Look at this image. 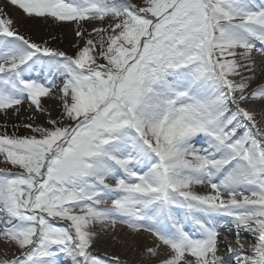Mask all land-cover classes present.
Returning <instances> with one entry per match:
<instances>
[{"label": "snow or ice", "instance_id": "1", "mask_svg": "<svg viewBox=\"0 0 264 264\" xmlns=\"http://www.w3.org/2000/svg\"><path fill=\"white\" fill-rule=\"evenodd\" d=\"M9 8L72 25L75 52ZM253 104L264 115V0H0V116L28 112L0 125V264H108L94 249L118 224L153 237L158 264H264Z\"/></svg>", "mask_w": 264, "mask_h": 264}, {"label": "rangeland", "instance_id": "2", "mask_svg": "<svg viewBox=\"0 0 264 264\" xmlns=\"http://www.w3.org/2000/svg\"><path fill=\"white\" fill-rule=\"evenodd\" d=\"M134 4H141L142 0H132ZM9 14L20 20V31L31 37L36 42L47 41L49 46L60 48L64 51H67L69 54L75 52L73 47L77 38L74 35L72 25L69 24H53L51 22L44 23L41 20H30V19H20L18 11L13 8L7 9ZM89 29L90 25H87ZM250 108H254L255 104L248 105ZM57 113L54 112L53 115ZM28 115L27 111H22L20 116H11L7 118L0 116V125L7 123V125H12L14 123H20L25 121L26 116ZM257 119L260 122H264V115L258 114ZM31 123V121H26ZM37 124H45L46 118L44 116H37ZM22 128V127H21ZM3 127H0V132H3ZM24 131V132H23ZM11 134V133H10ZM28 134V130L22 128L21 135ZM19 135V134H18ZM10 167L6 163L0 161V168ZM15 171V169H13ZM121 230L117 232L116 230ZM114 230H110L107 234L103 231L100 232L98 241L95 245V253L102 258H104L108 264H149L153 261H158V258L147 259L143 255L146 250L154 245V239L149 234L141 232L134 233L127 226L118 224ZM220 237L221 241V250L218 253L225 259L226 256L230 254L227 249L222 245L224 241H227L233 247L238 248L239 245L236 244V241L230 242L229 236L225 232H221ZM240 236L242 237L241 243L244 245L245 252L250 254L251 246L255 243V240L252 238L251 234L241 231ZM114 237H120L125 239L124 242L113 241ZM127 239H130L129 241ZM108 240V241H107ZM7 251L9 254L12 253L11 246H6V242L0 241V255ZM114 257H118L119 260H114ZM113 259V260H112Z\"/></svg>", "mask_w": 264, "mask_h": 264}, {"label": "bare ground", "instance_id": "3", "mask_svg": "<svg viewBox=\"0 0 264 264\" xmlns=\"http://www.w3.org/2000/svg\"><path fill=\"white\" fill-rule=\"evenodd\" d=\"M256 59L257 60H260L261 59V57H259L258 55H257V57H256ZM254 109L256 110V112H257V115L258 114H260L261 113V108H260V106L258 105V104H255V107H254ZM261 124L262 125H264V122H261ZM116 230V229H115ZM117 231V230H116ZM119 231H121V230H118L117 232H119ZM220 231L221 232H225V234H227L228 236H229V238H231L230 239V242H233V241H236L235 240V233H234V231H229L227 228H221L220 229ZM115 239L113 240V241H120V242H124L125 241V239H122V238H120V237H114ZM128 241L130 240V239H127ZM242 240V239H241ZM108 241V240H107ZM241 242V241H240ZM225 244H229L227 241H224V243H222V245H225ZM146 253V252H145ZM144 254V253H143ZM230 255H232V254H228L226 257L227 258H229V256ZM226 258V259H227ZM113 260V259H112ZM118 263V262H117ZM116 263V264H117ZM149 264H158V261H153L152 263H149Z\"/></svg>", "mask_w": 264, "mask_h": 264}, {"label": "trees", "instance_id": "4", "mask_svg": "<svg viewBox=\"0 0 264 264\" xmlns=\"http://www.w3.org/2000/svg\"><path fill=\"white\" fill-rule=\"evenodd\" d=\"M21 130H22V128H20V129L18 130L17 134L21 135ZM8 132H9V134L12 132V127H11L10 124L8 125ZM23 132H24V131H23ZM23 135H24V134H23Z\"/></svg>", "mask_w": 264, "mask_h": 264}]
</instances>
